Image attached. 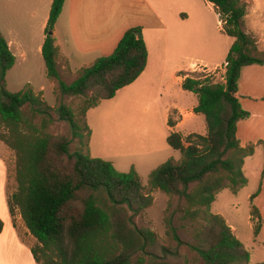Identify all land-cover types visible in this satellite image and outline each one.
<instances>
[{
	"label": "trees",
	"instance_id": "obj_1",
	"mask_svg": "<svg viewBox=\"0 0 264 264\" xmlns=\"http://www.w3.org/2000/svg\"><path fill=\"white\" fill-rule=\"evenodd\" d=\"M65 1L53 0L42 46L47 76L58 84L56 106L49 105L43 92H36L31 84L17 92L8 89L7 74L16 56L0 33V126L4 128L0 138L16 155L17 189L9 206L11 213L19 211L36 239L31 252L37 264H192L181 252L182 240L173 227L178 245L165 246L154 230L136 223L135 218L152 206L156 190L185 201L180 208L183 220L202 223L190 247L204 264H264L251 262L250 250L227 220L212 210L221 191L238 193L247 185L244 165L255 153L254 145L244 147L238 137L239 122L251 116L238 96L243 69L264 65V51L244 30L245 3L207 0L224 21V32L234 39L223 82L201 75L183 81V89L198 95L194 112L205 115L207 132L191 133L185 140L172 131L167 141L181 152V159L170 158L157 166L144 185L134 166L120 171L112 161L85 151L92 134L89 110L114 98L147 67L149 50L142 27L129 28L111 55L97 58L67 82L59 70L56 38L49 33ZM67 98L80 103L75 107ZM56 120L70 124L72 137L51 131ZM169 125L175 123L170 119ZM74 139L82 150L72 149ZM263 180L264 170L259 190L251 196L252 215L259 218L256 236L262 218L253 202ZM2 225L0 220V232Z\"/></svg>",
	"mask_w": 264,
	"mask_h": 264
},
{
	"label": "rangeland",
	"instance_id": "obj_2",
	"mask_svg": "<svg viewBox=\"0 0 264 264\" xmlns=\"http://www.w3.org/2000/svg\"><path fill=\"white\" fill-rule=\"evenodd\" d=\"M157 1H161L157 3L158 8L165 4L172 9L184 10L191 14L189 21L180 18L176 23L170 17L167 19L170 25L169 35L176 36L175 32L180 29V38L185 37L189 42L171 38L165 46L156 39H150L151 59L145 74L135 84L122 88L114 98L102 100L97 107L89 110L87 120L92 134L89 148H84L94 157L112 161L120 171H129L134 166L144 185H148L149 175L157 166L170 158L179 160L182 157L180 151L168 144L169 129L166 126L169 103H178L187 108L198 104V95L195 92L182 89V77L201 75L208 76L212 82H223L228 46L234 41L232 37L219 31L221 17L206 6L205 0H154ZM242 2L247 9L244 30L255 38L259 50L264 51V0ZM46 3L47 0H0V33L10 43V48L16 56L15 65L7 74L8 89L17 92L31 84L36 92H43L42 97L49 105L56 106L57 86L53 90L42 55V44L46 37L45 21L51 12L48 11ZM197 26L200 31L192 33V28ZM191 35L195 38L190 37ZM192 61L208 63L207 66L213 69L212 74L201 71L199 66H190L188 70L177 71L176 77L173 78V68L187 66ZM78 62L83 64L80 69L87 67L84 66L85 63ZM216 64L219 65L214 68ZM78 71L74 73V78L78 76ZM61 75L64 80L70 82L72 73L69 70H64ZM66 101L75 107L80 103V99L67 98ZM183 117L186 119L182 124L184 126L176 132L181 131L185 140L193 132L206 134L207 122L204 114L198 113L196 116L185 110V116H182L176 111L171 113L170 119L176 123ZM51 131L57 135L72 137L71 126L66 121L56 120ZM2 132L4 128L0 126V133ZM72 149L82 150L78 139L73 140ZM263 162L264 151H258L247 159L248 184L238 193L223 190L213 203V210H221L227 222L237 227L235 234L250 250L252 263L264 261V245L253 246V231L249 218L252 210L250 194L259 187ZM16 189V155L0 138V220L3 223L0 247L8 246L11 241L1 238L17 236L28 251L34 246L36 239L29 232L19 211L11 213L9 200ZM152 194V206L135 218L138 226L154 230L161 245L177 246L178 242L171 230L173 227L182 240L179 245L181 252L192 264H204L190 247V244L195 243V230L202 223L182 219L180 208L185 205L184 200L159 190ZM257 224L255 219L254 230ZM20 258L24 260L27 257L21 254Z\"/></svg>",
	"mask_w": 264,
	"mask_h": 264
},
{
	"label": "crops",
	"instance_id": "obj_3",
	"mask_svg": "<svg viewBox=\"0 0 264 264\" xmlns=\"http://www.w3.org/2000/svg\"><path fill=\"white\" fill-rule=\"evenodd\" d=\"M52 3L53 0H47L46 5L48 11H51ZM157 3H161V1L66 0L63 11L60 14L53 30V35L56 38V45L60 51L58 61L60 73L62 74L64 70H69V72L72 73L70 82L73 81L75 79L74 73H76L78 69L82 67L81 65H83L78 61L85 63L84 66H90L97 58L111 55L118 46L124 33L129 28L134 26L142 27L143 36L149 50L148 63L151 59V48L149 44L150 39H156L157 41L161 42V44H165V46L168 45V43L171 41V38H179L182 41L189 42V40L185 37L180 38V29H177V33L175 32L176 36L169 35L170 25L167 19L170 17L171 20H174L176 23H178L180 18L189 21L191 19V14L184 10L172 9L167 7L165 4H162V6L158 8L159 6H157ZM205 4L209 7V9H211L212 12L217 13V16L220 17V14L217 12L213 3L205 0ZM48 19L49 16L45 21L46 26ZM199 28L200 27L198 26L197 28H192L191 32H199ZM219 31L224 32V21L221 20V18L219 19ZM190 37L193 38L194 36L191 35ZM231 45L228 46V52ZM197 62L208 65L206 62L192 61L187 66L175 67L171 72L173 78L176 77L177 71L188 70L190 66H193ZM224 63H226V61ZM74 64H79V66ZM218 65L219 64H216L214 68H216ZM147 68L148 64L141 76L145 74ZM140 77L131 85L135 84L140 79ZM185 77H182L180 81L181 86L183 85ZM51 82L53 90H55L57 83L54 80H51ZM238 96L241 99L244 108L251 112V116L249 118L239 122L238 137L244 147L254 145L255 153L258 151L262 152L264 151V65L254 64L243 69ZM196 105L197 104H194L190 108H187L186 106H182L178 103L168 104L166 113V126L169 129L168 135L171 131H179L178 129L183 127L184 125L182 124L186 121L184 117L183 119L179 118V121H177L174 126H170L169 120L171 118V113L177 111L178 113L182 114V116H185L186 110L188 113H193L197 116V113L194 112ZM255 153L253 155H255ZM252 156L246 158L244 165L245 175L247 173V159ZM263 170L264 162L262 170L260 171L261 179ZM259 187L257 191L259 190ZM255 192L250 194V201L252 194ZM253 203L258 207L262 218L261 230L258 236H256L253 223L255 222V219L258 221L259 218H255L252 215L251 210L249 218L250 227L253 231V246L258 247L259 245H264V180L262 188L258 196L254 199ZM214 212L221 214L222 216L224 215L221 210ZM229 225L232 227L234 233H237V227L231 222H229ZM1 239H7L11 241L8 246L3 248L0 247V264H37L31 250L26 251L23 243L17 236H8L7 238L3 237ZM21 254H25V257L27 258L24 260L21 259Z\"/></svg>",
	"mask_w": 264,
	"mask_h": 264
},
{
	"label": "built area",
	"instance_id": "obj_4",
	"mask_svg": "<svg viewBox=\"0 0 264 264\" xmlns=\"http://www.w3.org/2000/svg\"><path fill=\"white\" fill-rule=\"evenodd\" d=\"M226 65H227V62L225 63V70H226ZM194 67H198L199 66V69L201 70V71H203V72H205V73H207V74H212V72H213V69H210L207 65H201V64H198V63H196V64H194L193 65ZM206 75V74H205Z\"/></svg>",
	"mask_w": 264,
	"mask_h": 264
},
{
	"label": "water",
	"instance_id": "obj_5",
	"mask_svg": "<svg viewBox=\"0 0 264 264\" xmlns=\"http://www.w3.org/2000/svg\"><path fill=\"white\" fill-rule=\"evenodd\" d=\"M49 33H50V34H52V33H53V31H49Z\"/></svg>",
	"mask_w": 264,
	"mask_h": 264
}]
</instances>
